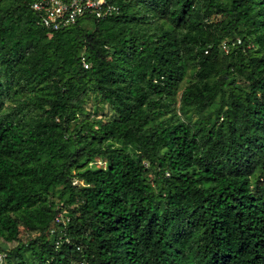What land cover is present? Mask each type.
I'll return each instance as SVG.
<instances>
[{
  "label": "trees",
  "instance_id": "obj_1",
  "mask_svg": "<svg viewBox=\"0 0 264 264\" xmlns=\"http://www.w3.org/2000/svg\"><path fill=\"white\" fill-rule=\"evenodd\" d=\"M34 1L0 0V264H264V0Z\"/></svg>",
  "mask_w": 264,
  "mask_h": 264
},
{
  "label": "built area",
  "instance_id": "obj_2",
  "mask_svg": "<svg viewBox=\"0 0 264 264\" xmlns=\"http://www.w3.org/2000/svg\"><path fill=\"white\" fill-rule=\"evenodd\" d=\"M32 8L37 11L40 23L50 30L65 28L77 21L90 22L109 16L118 10V6L111 0H35ZM83 64L87 66L84 59ZM66 219L63 212L55 215L57 222ZM1 258L2 255L0 261Z\"/></svg>",
  "mask_w": 264,
  "mask_h": 264
},
{
  "label": "rangeland",
  "instance_id": "obj_3",
  "mask_svg": "<svg viewBox=\"0 0 264 264\" xmlns=\"http://www.w3.org/2000/svg\"><path fill=\"white\" fill-rule=\"evenodd\" d=\"M82 25H90V23L88 21H82ZM89 105L93 106V108L96 106V114L97 115L102 114L103 112H105V110L107 111L106 105L101 103V102L95 103L93 100L90 99ZM91 164L92 165H94V164L100 165V164H102V161L100 159H97V160L93 161ZM74 183H82V181L75 177L74 178ZM31 236H32L31 233H29V232L25 233V238H29Z\"/></svg>",
  "mask_w": 264,
  "mask_h": 264
}]
</instances>
